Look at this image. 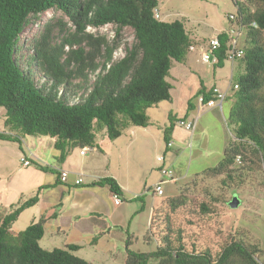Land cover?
Wrapping results in <instances>:
<instances>
[{
    "label": "trees",
    "instance_id": "trees-1",
    "mask_svg": "<svg viewBox=\"0 0 264 264\" xmlns=\"http://www.w3.org/2000/svg\"><path fill=\"white\" fill-rule=\"evenodd\" d=\"M234 2L249 39L242 58L245 73L233 83L238 88L233 89L235 103L228 119L235 125L237 141L230 140L223 159L207 168L212 175L230 176L237 155L245 159L248 150L264 162V0ZM158 5L159 0H0V107L5 109L4 124L10 131H0V140L16 141L21 146L24 135L49 136L61 152L59 159L64 160L74 148L94 147L101 131L114 140L129 126L150 125L148 109L172 100L173 86L168 77L174 61L184 62L194 45L184 20L156 18L154 9ZM49 9L64 12L74 29L64 34L62 42H55V26L48 21L43 30L32 36L30 62L48 78L39 85L15 54L23 47L20 37L24 28L37 23L39 15ZM253 22L257 27L252 26ZM108 23L116 25L112 40L87 32L88 26L97 28ZM126 26L133 28L135 41L123 57L114 60L120 32ZM218 35L221 46L216 51L215 64L222 67L227 36L223 32ZM66 46L71 48L66 50ZM90 71L96 73L93 82H89ZM75 78H82L83 82L74 84ZM77 88L83 91L80 95ZM74 90L72 97L70 91ZM200 95L206 102L212 91L202 86L192 100ZM192 100L186 115L194 109ZM169 121L164 128L165 143L171 140L175 126L171 114ZM36 166L47 169L38 163ZM54 172L60 178V173ZM51 186H40L34 196L14 203L0 218V264H93L75 253L82 248L80 244L44 248L40 243L45 233L44 218L23 230L13 229L20 213L38 201L40 190ZM88 186H108L113 194L122 195L113 176H103ZM137 199L142 200L141 196ZM171 199L173 208L184 201L179 196ZM153 222L152 215L151 230ZM130 237L124 264H149L152 259L159 260V264H264L262 250L241 240L231 241L214 257L209 251L190 252L181 241L175 246L168 234L165 245L148 252L135 251L130 248Z\"/></svg>",
    "mask_w": 264,
    "mask_h": 264
},
{
    "label": "rangeland",
    "instance_id": "rangeland-1",
    "mask_svg": "<svg viewBox=\"0 0 264 264\" xmlns=\"http://www.w3.org/2000/svg\"><path fill=\"white\" fill-rule=\"evenodd\" d=\"M158 8L163 20H184L195 45V50L189 52L190 57L195 62L194 67L196 66L197 69L195 71L206 76L210 85L217 81L218 74L222 72L220 68L223 66L219 67L217 64L203 62L200 57L201 47L230 26L228 15L237 13L234 0H159ZM250 8L254 9L255 5H250ZM48 21H51L55 26L53 31L55 42H62L64 34H68L74 29L69 17L61 10L49 9L44 11L39 15L37 23L32 22L24 28L20 37L23 47L15 54V58L21 66L33 73V79L39 85L45 83L48 78L34 62H30V56L33 53L32 36L43 30ZM87 32L93 33L95 36L106 35L108 39L112 40L116 35V25L108 23L97 28L88 26ZM261 39L264 40V32H262ZM248 40L247 35L242 36L240 43L249 44ZM134 41L133 28L124 27L120 32L119 47L113 55L114 60L123 57L126 48L131 46ZM69 48L71 47L66 46L65 49L69 50ZM98 60L102 62V58ZM180 73L179 69L174 68L169 76L170 81L177 87L176 80ZM95 76L96 73L91 72L89 82H93ZM237 77L232 78V86ZM73 82L77 84L83 81L82 78H75ZM74 92L76 91H70L72 97L75 95ZM82 92V89L78 90L77 88V95ZM174 93L179 111L180 107L187 106V102L181 97L178 98V90H175ZM179 115L183 114L179 112ZM4 116L5 109L0 107V131L6 128ZM160 119L162 120L163 117ZM176 123L177 139L170 148L172 158L168 160V163L171 161L170 168L174 170L172 181L170 178L162 180L159 170L161 162L157 160V155L153 151L140 158L134 154H130L126 158L127 167H129L127 170L128 177L132 182L131 187L137 185L142 187L143 182L147 181L146 191H144L147 193V203L152 204L154 219L152 230L147 228L146 224L144 226L147 239H145V235L140 240L133 242L130 248L143 252L155 250L158 246L165 245V235L168 234L175 246H178L179 241H181L186 250L190 252L209 251L216 257L228 243L233 240H241L246 244L257 245L262 250L260 257L264 260L263 160L248 150L245 159L242 155H237V157L240 156V159L238 161L236 157L234 164L230 167L232 170L230 176L226 173L209 174L206 171L207 168L218 164L223 159L224 146L227 147L230 140L237 141L234 131L235 125L226 120L223 123L225 129H221L217 124H209L205 126L206 128L201 127L200 129L198 126V128L195 127L194 131H189L185 126ZM201 124L203 126L204 123L201 121ZM38 136L29 137L32 145L37 146L44 143L46 146L51 140L49 136ZM162 142L166 144L163 139ZM79 150L80 148L75 149L77 152ZM197 150L200 152L199 157L196 156ZM161 154L165 156V154ZM49 159L54 162L56 158L50 156ZM17 163L18 161L14 162V166L21 167L16 176L17 181L22 183L24 178H27L34 182L35 173L31 170L34 165L23 167ZM18 168L15 167L16 171ZM41 173L44 174V180L49 175L46 172ZM88 175L90 179H99L104 176L103 168H100L96 163V166L93 165L89 170ZM39 176L37 175L36 181H39ZM160 181L164 194L155 195L152 198V192ZM234 195L240 199L239 206L235 208L229 204ZM176 196L184 199V201L182 205L173 208L171 198ZM143 216L145 219L147 218L146 215ZM65 241V236L51 235L49 231H46L40 243L43 247L52 249L63 247ZM117 244L113 257L108 255L107 249L110 245L103 243L99 247L85 244L75 253L86 259H94L95 263L93 264H124L125 247L120 246L118 241ZM149 264H159V260L152 259Z\"/></svg>",
    "mask_w": 264,
    "mask_h": 264
},
{
    "label": "crops",
    "instance_id": "crops-1",
    "mask_svg": "<svg viewBox=\"0 0 264 264\" xmlns=\"http://www.w3.org/2000/svg\"><path fill=\"white\" fill-rule=\"evenodd\" d=\"M194 65L195 62L189 54L184 62L174 61L170 73L174 68L180 70L181 73L176 80L178 87L173 85L168 77L173 86L172 100L162 101L148 109L150 125L147 127L129 126L120 137L114 140L101 131L97 135L94 147H89L84 154L81 153L82 148L78 152L74 148L64 160H60L61 152L55 148V139L53 138L46 146L44 143L37 146L32 145L29 137L34 135L21 137V146L16 141L0 140V218L7 215L14 203L19 200L25 201L34 196L40 186L52 184L51 187L41 189L38 201L20 213L13 223L14 230H23L33 221L44 218L45 233L49 231L51 235L66 237L63 247L69 244H80L82 247L85 244L97 247L102 243L109 244L110 247L107 249L109 257H113L115 248L118 246L117 241L120 246L125 247L126 251L128 236H131L132 242L143 238L146 235L144 226L146 224V227L149 228L153 207L146 201L147 181L143 182L142 187L138 185L131 187L132 182L128 177L129 167H127L126 158L130 154L140 158L153 151L157 157L162 155L161 153L165 154V165L170 166L171 161L169 164L168 160L172 158L171 147L167 148L166 144L162 142L163 139L165 143L164 128L170 123V114L176 120L171 137L173 141L177 139L176 122L181 118L196 120V128L199 126L201 129V127L206 128L205 126L209 124H217L221 129H225L223 123L226 120L228 122L235 103L231 80L234 76L245 73L242 59L225 60L223 67L220 68L222 72L218 74L217 81L210 85L209 79L203 74H199V71H195L197 69ZM202 86L207 90L213 86L225 90L227 97L222 105L208 107L201 105L198 98L192 100ZM175 90H178V98L181 97L187 102V106L180 107L179 111L176 105ZM190 100L193 101L194 109L186 115ZM179 112L183 115H179ZM161 117H163L162 120ZM201 121L204 123L203 126ZM5 127L3 131L10 132L6 125ZM225 148L226 146H224V150ZM196 152V156L199 157V150ZM23 156L27 157L34 165V168L31 169L35 173L34 182L27 178H24L22 183L17 181L16 176L21 167L14 166V162L18 161L19 165L28 167L22 164ZM50 156L56 158V162H52L49 159ZM95 162L100 168H103L104 176H113L119 182L122 188L120 204L114 202L113 193L108 186H88L91 182L98 180L90 179L88 175L92 166H96ZM36 163L47 167V169H39ZM15 167H19L17 171ZM54 170L59 173L61 170H67L69 172L67 180L62 181ZM41 172L49 173L45 180L44 174ZM37 175H40L39 181H36ZM79 175L83 176V182L75 184V179ZM156 193L154 189L152 198L155 195L164 194ZM137 196H141L142 200L137 199ZM143 215H146L147 218L145 219ZM136 216L138 217L136 218ZM87 260L95 263L94 259L87 258Z\"/></svg>",
    "mask_w": 264,
    "mask_h": 264
},
{
    "label": "built area",
    "instance_id": "built-area-1",
    "mask_svg": "<svg viewBox=\"0 0 264 264\" xmlns=\"http://www.w3.org/2000/svg\"><path fill=\"white\" fill-rule=\"evenodd\" d=\"M154 13L156 18L161 17L160 10L158 8L154 9ZM228 20L230 22V26L223 30L222 32L227 36V53H226V60H238L242 59L245 55V44H241L240 40L242 36L246 35V28L242 21V18L236 13V14H229ZM252 26L257 27L256 22L252 23ZM221 46V39L219 35H216L215 37L211 38L205 46L201 47V53L200 57L203 62L208 64H214L218 61V58L216 56L217 49ZM191 50H195V45H192ZM233 89L238 88V84H233ZM212 91V97L205 102L204 96L200 95L198 97V101L201 105L204 106H215V105H222V102L227 97V92L225 90H222L221 88L217 86H213L210 88ZM178 123L182 126H185L189 131H194L196 127V120H185L180 119L178 120ZM174 145L173 140H169V142L166 143V147L170 148ZM89 147H85L81 149V153L84 154ZM238 161L240 159V156L237 157ZM157 160L161 162V165L159 167V170L161 172V176L163 179L170 178L171 180L174 179V170L170 168V166L165 165V156L159 155L157 157ZM22 164L24 166H29L32 164V162L25 156L21 158ZM69 176V172L67 170H61L60 172V179L62 181H66ZM83 182V176L79 175L75 179V184H81ZM155 191L158 194H163L164 190L162 188L161 182H158L155 187ZM112 198L116 204H120L122 202V197L118 194H113Z\"/></svg>",
    "mask_w": 264,
    "mask_h": 264
},
{
    "label": "water",
    "instance_id": "water-1",
    "mask_svg": "<svg viewBox=\"0 0 264 264\" xmlns=\"http://www.w3.org/2000/svg\"><path fill=\"white\" fill-rule=\"evenodd\" d=\"M231 207H238L240 204V199L238 198V196L234 195L232 200L229 202Z\"/></svg>",
    "mask_w": 264,
    "mask_h": 264
}]
</instances>
